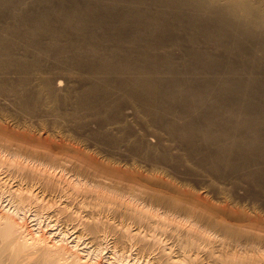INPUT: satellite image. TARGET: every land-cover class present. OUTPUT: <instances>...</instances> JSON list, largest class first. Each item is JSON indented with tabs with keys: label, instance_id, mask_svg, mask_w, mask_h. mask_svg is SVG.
<instances>
[{
	"label": "bare ground",
	"instance_id": "bare-ground-1",
	"mask_svg": "<svg viewBox=\"0 0 264 264\" xmlns=\"http://www.w3.org/2000/svg\"><path fill=\"white\" fill-rule=\"evenodd\" d=\"M123 1L124 0H32L31 2L30 0V2L28 1V5L26 0H0V96L3 94L5 95L4 97L10 96L16 99V101L14 100L16 102L15 110L17 109L15 113L19 112L17 114L22 119V121L20 120L22 123L19 124L18 122L17 125L21 126L22 124L21 129H24L25 132H30L25 133V136L29 135L31 137V139L25 141V143L29 145H26L22 149V145H18L19 148H9L11 150H5L10 144L4 145L1 143L0 145L3 144L6 147L4 149V146H2V148L0 146V155H2L0 157V166L3 167L4 164H6L7 166H5L8 169L13 167L18 171L26 170L24 171L25 173H17V176L19 175L21 178L23 176L25 177L22 178V180L24 179V184L25 180L31 182L30 179H28L30 177L26 179L28 176L27 174H30L29 176H32L34 179L37 176L41 177V179L47 177V180L45 179L47 182L43 179L47 183H45L47 188L48 186L51 187L54 186L55 183H58V179L60 180L58 177L59 175H52L53 172L51 169L55 168L54 170H56L59 165L53 167L54 164L52 165L50 162L54 161L53 163H55V161H58L57 155L55 156L54 154L56 153L54 148H62V145L65 144L63 143L65 140L62 141L63 137H61L63 133L55 131L52 128V130H50V128L45 129L48 128L49 124L47 127L46 125L44 126V123L43 125L38 124L41 123L38 119L37 125L31 124V121L26 123V120L31 117L34 119L36 110L39 108L42 109V107L45 108L46 106L44 107L43 104L45 103L46 105L47 102L48 104L52 103L50 106L47 105L48 110L56 115V112L59 110V108L56 107L61 100H63L59 97L60 94L57 92L59 94L57 95L56 93L59 85L61 86L60 79L57 80L56 75H61L57 74L60 71L66 72L69 69H75L85 77L86 83H83L84 86H81L82 89L80 88L81 90L76 93L73 105H71L72 103L70 104L72 108L70 109L71 111H66L74 118L78 113L80 114L83 111H89V113L96 111V114L99 115L100 118L98 119L99 123L109 119V117L113 119L116 115L114 117L109 116V112H114L118 104L117 106L112 104L115 99L111 98L115 96L117 100L122 102V95L124 94H122V87L124 88L127 86L126 88H129V90L127 89L128 91L125 92L126 98L130 99L136 106L138 112L148 119L149 125L162 131L169 141L172 140L178 144L179 147L183 149L182 151H184V154H181L188 157L189 160H195L194 164L206 169V173H209V170L215 173L216 169L219 167L222 168V166H229L236 171L240 169L241 172H243L242 169H248L241 177L252 183L257 181L264 186V167H262L264 166V85H260L257 79V81L247 80L248 82H245L243 80L245 79L244 77H242L243 79L241 78L242 80L237 78L238 76L235 77V75H238L240 72H243V74L249 72V68L247 67L248 70H246L247 68L244 64L246 60H255L258 63L264 64V0H156V2L152 1L153 3L151 0H141L139 1L141 4L142 2H146L145 7L149 2L150 4L152 3L151 7L155 5V10L142 12L138 10L139 8L137 9L135 7L134 3V5L130 6H134L136 8L135 11H128L127 16L125 14V17L122 19ZM134 1L136 4L138 3L136 0ZM134 1L132 0V2ZM23 4H27L28 9H26L27 6L21 8L20 6H23ZM142 8H144V6ZM184 8H187L189 11L185 10L186 12H184ZM129 21L134 25V27L130 26V28H137L138 30L136 31L137 33L134 31L133 37L131 36V38L127 39V36L123 33L124 30L122 32V25L125 26ZM129 24L130 23H128V25ZM128 25H126V27ZM230 29L232 33H230ZM175 30H179V32L181 31L183 34L185 33V37H180L181 34L179 35ZM173 31L176 32L175 35ZM177 34L179 36H176ZM123 39L128 41L127 44L130 42L131 46L132 44L134 45V48H130L128 51L125 49L127 51V56L125 57L127 58H124V62L122 61ZM201 41L204 43H212L214 46H217L215 49L222 50V53L216 54L215 56L210 55V50L207 51L204 48L205 51L202 50L203 47H200ZM184 42L189 45L188 48L184 47ZM241 44L247 46L249 44L250 48L255 49V51L257 48L253 46H257L258 50L259 48L261 49V54H259V57L256 58L255 56L253 59L250 52H246ZM172 47H178L182 51L181 58L184 59L182 61H184V66L187 69H185L183 73H204L206 75L211 74V76L207 75V77L201 80H194L195 78L191 77L192 79L187 78L189 79L187 81L176 77L171 80L168 79L167 81L165 79H157L156 76H159L163 72L169 71L177 76L176 73H182L181 71L184 70L175 65L176 61H174V58L169 52V49ZM156 50H166L167 52L166 54H164V52V56L162 57L152 56L151 53ZM258 50L257 53L259 52ZM134 55L140 56L138 57L139 59L137 58V60H134L136 59L135 57H137H134ZM155 55H159L158 52ZM122 66L124 68H122ZM54 70L59 72L52 73ZM69 73L70 71H68L66 75ZM224 73L230 74L232 77L230 79L225 78L226 80L223 78L220 82L218 80L220 78L218 77L220 74ZM129 74H131V76ZM247 76L249 78L251 77L250 75ZM11 77H13L14 80H12ZM61 89L64 90L63 88ZM227 89L230 90V92H227ZM185 91H188L190 94L185 95ZM66 95L64 94V96ZM67 102L70 101L67 100L63 104L67 105ZM63 104L59 105L63 106ZM44 110L42 109V111ZM78 110L83 111L78 112ZM136 112L137 111H135V113ZM81 115L83 116V114ZM26 116H28V118ZM49 116L51 118L50 114ZM94 116H92V118ZM25 117L26 120L24 119ZM52 117L55 118L53 115ZM85 117L86 116H84V118ZM13 118L16 119L14 116ZM57 118L58 116L55 119ZM77 119L76 117V120ZM93 120L95 121V119ZM32 121L36 120L34 119ZM89 121L92 122L91 120ZM1 122L4 123V120L0 118V124L3 125ZM44 122H46V120ZM74 122L75 124L77 123L76 121ZM5 123L2 127L0 125L2 131H6V126L10 125V123L7 125H5ZM28 129H35V134L37 132L39 134H37L38 139L32 137L33 135L31 133L33 130ZM9 130L11 133L13 132V130L11 131L8 127L7 133H10ZM43 131L51 133L50 136H48L47 133L45 135ZM61 133L62 135H60ZM51 135L56 136V141L59 142L54 140L49 141ZM64 135L68 136V134ZM9 139L10 137L7 141ZM19 139L23 141L21 138ZM35 139L38 140L39 145L41 143L44 147H37L38 149H36L35 146L31 145V142L35 141ZM146 140L148 141V139ZM165 140L166 139L162 141ZM9 141L12 143L11 140ZM17 144H14V147H16ZM141 144H144V142L141 141ZM209 145L212 149L208 148L210 147ZM12 146L10 145V147ZM144 146L145 144L143 147ZM138 147L139 146H137L136 149H138ZM146 147H144L145 149L143 150L149 149L150 146L146 145ZM140 148L141 147H139V150H141ZM152 148L154 149V147ZM151 157L153 158L155 156L152 155ZM151 157L150 159H152ZM48 160H51L48 164L49 166H45L43 163L44 161L48 163ZM85 160L87 161L88 159ZM152 160H154V158ZM68 161H70V159ZM252 166L254 168H251ZM60 167L64 169L63 166ZM203 168L202 170L204 172L205 170ZM218 170L217 172H222ZM217 172L216 175L218 174ZM234 173L236 172L234 171ZM222 174L225 175V172ZM222 174H220L219 177H222ZM63 175L60 177H63ZM153 176L155 175L153 174ZM21 178L16 177L18 181ZM154 178L158 177L155 176ZM71 181H76L74 182V186L71 183L72 187L76 190V187H79L80 180L77 181V179H73ZM60 183L61 181L59 184ZM18 184V186L14 185V187L16 186L15 188L8 186V188L3 189V186L0 187V201L5 203L2 208L0 207V264L4 259L9 261V264H64L63 262H65V264H134L131 260L129 263V260H126L123 256L125 255L126 258L130 257L125 254L128 244L127 241L134 245L139 242L143 243V246L141 247L140 245L139 247L140 252L144 248L143 250L146 254H148L152 248H155L153 245L159 243V253L153 259L156 264H264V214L259 213L258 210L251 205V208L248 209L246 207L247 209L242 208L241 210V208H237L239 206H233L231 203L227 204L228 201L224 204L222 201L224 197L220 200L222 201V206H219L220 203L217 205V201H215L216 203H214V205L212 204L213 202L211 203L208 200V202L211 203L209 204L206 200L207 198L203 197V195L199 196L197 194L193 197L196 198V200H191L192 197L190 198V196L192 195L189 194L188 198L192 201L190 207L181 205L180 203L178 205L177 203L173 204L174 206L176 205L174 208L185 211L184 214L186 216L183 217L184 219L185 217L188 218L185 223H188L190 226L181 229L180 224H175L180 226V230L176 229V226V231L174 229L175 232L172 233L169 238H171V240L173 238L174 240V238L177 237L176 240H178V245L174 243L177 248L173 247V249L168 248L166 250L162 245L163 242L160 245V235V238H157V235L155 236L153 232L149 233L150 235L146 241V238L141 234L142 231L140 233L141 236L138 234L139 231H136L137 234L133 232L131 234L130 231L128 232L127 228H124L126 225H123V227L119 224L126 232L119 226L121 228V233H118L120 236L118 234L116 235L120 237L117 238L114 233L116 228L114 227V229L112 226L114 231L108 228L112 223H109L108 227H106L103 223L104 220L101 221L96 217L94 219L92 218L88 223H85V221L81 222V220L80 224H78L81 225V229L79 231V228L76 230L74 229L73 233H76V235L73 234L74 237L72 238L67 237L66 233H63L60 228L57 230L56 227L54 229L50 227L49 231L46 230V227L52 226L50 225L51 222L43 224L44 227L40 225L41 222H37V224L35 223L30 225L32 227H29L25 224V219L27 217L33 218L34 221L43 216L41 215V211L43 212V210H41L39 206V208L37 207L38 201H42V198L40 199L42 194L39 191L41 194L39 196V193H35V191L31 190L30 186V188H28L24 187L26 185L22 186L20 183ZM30 184L27 183V185ZM257 186L259 187V185ZM178 189L180 188L178 187ZM173 192L177 194V186L176 190ZM180 192L179 195L183 194L185 195L184 197H186V195L188 196L187 192L186 194L183 192L180 194ZM44 194L42 196H44ZM205 195H207V193ZM133 197L135 198V196ZM136 197L139 200L137 195ZM162 198L163 197H161L160 200H162ZM165 200L167 199L165 198ZM165 200L163 198V201ZM118 201H116V204ZM132 201H134V199ZM233 203L234 202H232V204ZM41 204L40 202L39 205ZM104 204H100V206L103 205V209ZM118 204L120 207L121 202ZM128 204V206H130L131 203L128 201ZM121 205H123V203ZM124 205L126 204L124 203ZM133 205L135 204L133 203ZM136 205L138 204L136 203ZM98 206L99 205H97V207ZM100 206L99 208H101ZM160 206L162 208V205H159V207ZM169 206L167 209L171 208L172 205ZM213 206L214 208H212ZM152 207L154 208V206H151V212ZM49 208L48 206V209ZM130 208L131 207H125L127 210H130ZM142 208L145 210L146 206ZM31 210H33V213H31ZM99 210L101 209H98V211ZM123 211L126 212L124 209ZM57 212L59 213L58 210ZM130 212L131 211L128 213ZM132 212L134 217L139 218V220L135 218L139 222H141L143 218L149 219L152 215L156 216V213L150 214L147 210L143 211L139 208L132 209ZM163 212L161 213L163 214ZM159 216L160 214L156 216V218L154 217V221H156ZM161 219L158 221L161 226V228H158L161 229V232L158 233L166 237V233L164 234L163 232L167 228H162L163 225L166 226V223H164L165 221L162 222L163 219ZM46 220L48 219L46 218ZM130 220H133V218ZM149 220L152 221H147L154 222L153 219ZM181 220H183V218ZM228 220L234 222V224H229L227 222ZM142 222L145 227L146 223L144 220ZM170 223L172 224L171 220ZM136 224L139 225V223ZM140 224L142 226V223ZM150 224H147V227H145L147 230ZM54 225L56 226L57 224L55 223ZM119 227H117L118 230L120 229ZM150 227L153 228L154 225ZM74 228H76V226ZM55 229L56 232L54 233L53 230ZM159 229L155 231L157 232ZM162 229H164L163 232ZM122 231L129 236L122 235L124 234ZM149 231L150 229L148 232ZM172 231L170 230L169 232ZM144 233L147 234V232ZM167 234L169 236L171 233L167 232ZM173 235H175V237H173ZM84 236H88L89 247L84 248L83 246L82 248L81 246V248H79V243H81L80 240L83 239ZM122 238L125 239L122 241ZM85 244L87 246V243ZM144 244H148L147 247L145 246L146 248ZM161 246H163V248H161ZM133 259L135 258L133 257ZM154 261L152 263H154Z\"/></svg>",
	"mask_w": 264,
	"mask_h": 264
},
{
	"label": "rangeland",
	"instance_id": "rangeland-1",
	"mask_svg": "<svg viewBox=\"0 0 264 264\" xmlns=\"http://www.w3.org/2000/svg\"><path fill=\"white\" fill-rule=\"evenodd\" d=\"M29 2H30V0H28ZM27 0H26V3L28 2ZM125 1V2H124ZM123 1V3H122V19L125 17V14H126V16H127V13H128V11H132V12H134L135 11V9L137 8H139L138 10L139 11H152L153 9L155 10V5L153 6V7H151V5H152V3L153 2H156V0H151V4H150V2L149 3H147V8L145 7V3L144 2H142V4L141 3H139V1H141V0H136L138 3L137 4H139V5H137L136 4V2L134 1V2H132V0H124ZM158 1H160V0H158ZM158 1H157V4H158ZM29 2H28V5H29ZM31 2H32V0H31ZM128 3V4H127ZM134 3H135V7L134 6H130V5H134ZM25 5V6H24ZM28 5L27 4H23V6H20L21 8H23V7H26V9H28ZM129 5V6H128ZM150 5V6H149ZM127 6H128V8H127ZM144 6V8H142ZM129 7H131V8H129ZM132 7H134V8H132ZM155 7V8H154ZM126 9H128V10H126ZM141 9H143V10H141ZM148 9V10H147ZM137 10V11H138ZM189 11L187 8H184V12H186V11ZM179 11H181V10H179ZM124 13V14H123ZM130 14V13H129ZM128 23H130L129 25H128ZM128 23H126L125 24V26H123L122 25V32H123V30H124V34H125V36H127V39H129V38H131V36L133 37V35H134V31L136 32L138 29L137 28H130V26H133L134 27V25H133V23L131 22V21H129ZM126 25H128L127 27H126ZM126 29H125V28ZM135 27H137V26H135ZM124 28V29H123ZM130 30V31H129ZM126 31V32H125ZM129 31V32H128ZM177 33H179V35H180V37H182V38H184L185 37V33L183 34L181 31L179 32V30L177 31V30H175ZM175 31H173V34L175 35L176 34V32ZM232 30L230 29V33H232L231 32ZM137 33V32H136ZM135 33V34H136ZM229 33V32H228ZM229 33V34H230ZM172 34V33H171ZM172 34V35H173ZM178 34L176 35V36H179ZM183 35V36H182ZM125 36H124V38H125ZM126 39V40H127ZM241 40V39H240ZM239 40V41H240ZM123 42H126V43H123ZM127 42L128 41H125L124 39L122 40V61L124 62V58H127V57H125V56H127V54H126V52L130 49V48H134V45L132 44V46H131V44H130V42H129V44H127ZM202 43L200 44V47H203V49L202 50H207V51H212V52H210L209 51V53H211L210 55H213V56H215L216 54L218 55L219 53L221 54L222 53V50H220V49H215V48H217V46H214L212 43H209V42H206V43H208V44H206V43H204L203 41H201ZM204 43V44H203ZM241 43V42H240ZM183 45H184V47H186V48H188V44L186 43V42H184L183 43ZM211 45H213V46H211ZM241 46L244 48V50L246 51V52H250V55H251V57H253V59H254V57L256 56V58L257 57H259V54H261V49L259 48V50H258V47L256 46H253L254 48H257V50L260 52H258L257 53V50L255 51V49H251L250 48V45L248 44V46L247 45H244V44H241ZM252 47V46H251ZM252 47V48H253ZM205 48V49H204ZM219 48V47H218ZM127 51H126V50ZM249 51H248V50ZM125 52H124V51ZM170 51V54L172 55V57L174 58V61H176V66H178L179 68H181V69H184L183 71H181V69H180V71L182 72V73H176V75L177 76H179V77H177V76H175V75H173V73H170L169 71V73L166 71V70H164V71H166V72H163V71H161V72H163V73H161L160 75L159 74H157V75H159V76H156V78L157 79H165L166 81L169 79V80H171L172 78H180V79H182V80H184V81H187V80H189L191 77H194L193 79L194 80H201V79H204V77H207V75L206 74H204V73H195V74H190V73H183L184 71H185V69H186V67L184 66V61H182V60H184L183 58H181L182 57V51L178 48V47H172V48H170L169 49ZM205 50V51H206ZM181 51V52H180ZM155 52V53H154ZM157 52H158V54L159 55H155V54H157ZM165 52V53H164ZM166 50L165 51H163V50H159V51H153L152 53H151V55L152 56H157V57H162V56H164L163 55V53L164 54H166ZM153 53H154V55H153ZM213 53H215V54H213ZM252 53V54H251ZM123 54H125V55H123ZM258 54V55H257ZM177 55V56H176ZM135 56H137V55H134V57ZM138 57H140V56H137V57H135L136 59H134V60H137V58ZM173 58H172V61H173ZM139 59V58H138ZM179 59H180V62H179ZM252 59V60H253ZM173 61V62H174ZM178 61V62H177ZM251 62V63H250ZM182 63V64H181ZM174 64V63H173ZM180 66H179V65ZM245 65H246V68L248 67L249 68V70H248V68L246 69V70H248L249 72H246V74H243V72H238L239 74L237 75L236 73V75H235V77H237V78H239L240 80H242L243 78L242 77H244L245 79H243L245 82L247 81V80H256L257 82H259L260 83V85H264L263 83H264V73H263V71L264 70H262V69H264V64H261V63H258L257 61H245V63H244ZM250 67H249V66ZM175 66V67H176ZM185 68H184V67ZM260 66V67H259ZM263 66V67H262ZM183 67V68H182ZM122 68H124L123 66H122ZM261 68V69H260ZM259 69V70H258ZM73 70H74V72H73ZM179 70V69H178ZM187 70V69H186ZM261 70V71H260ZM68 71H70V73L69 74H67L66 75V73H68ZM126 71H128V70H126ZM251 71H252V73H251ZM55 73V72H59V71H57V70H54V71H52V73ZM61 72V73H60ZM59 73H57L58 75L59 74H61V75H59V76H57L56 75V79L57 80H59L60 81V83H61V86L59 85V88L57 89V91H56V93H57V95H59V97H61L63 100H64V98H65V100L63 101V100H61V102L59 103V104H63V103H65V101H70V102H67V105L66 104H63V106L61 105H57V107L56 108H59V110L56 112V115L55 114H53L52 112H50L49 110H48V108H47V105L48 106H50V105H52V103H50V104H48V102L46 103V105H45V103L43 104L44 105V107L45 108H43L42 107V109L44 110V111H42V109L41 108H39L38 110H36V112H35V115L36 116H34L35 118V120L36 121H32V120H34L33 119V117H31L30 119L28 118V116H26L27 118H28V120H26V117L24 118L25 120H26V123H29L30 121V123L32 124H36L37 125V119L38 120H40L39 122H41V123H38V124H42L43 125V123H44V126L46 125V127H47V125H48V128H45V129H49L50 128V130H55V131H58V132H62L63 133V135H62V133L60 134V135H62L61 137H63V140L62 141H64L63 143H65L64 145H62V148H59V147H55L54 148V151H56V153H54L55 154V156L58 158V161H55V163H53L54 161H52V162H50L49 160H48V163H46L47 161H44V165L45 166H49L48 164H49V162L50 163H52V165L54 164V166L53 167H56L57 165H59V166H57L58 168H56V170H54L55 168H53V169H51V171L53 172L52 173V175H54V176H58L59 178H60V180L58 179V183H55L54 184V186H51V187H49L48 186V188L45 186V183L47 182L46 180H47V177H45V179L44 178H42L41 179V177H35V179L32 177V176H29L30 174H27L28 176L26 177V179L28 178V177H30V178H28V179H30V181L31 182H29V180L27 181V180H25V184H24V179L22 180V178L24 177H22L21 178V176H17V173H21V172H23V173H25L24 171H26V170H22V171H18V170H16V169H14L13 167H11V168H7L6 166V164H4V166L3 167H1L0 166V187L1 186H3L2 188L4 189V188H8V186H10L11 188H15L16 186H18L19 184L18 183H20V185H22V186H24V185H26V186H24V187H28V188H30L31 187V190H33V191H35V193L36 192H38L39 193V196L42 194H44V196H42L41 195V197H40V199L42 200V201H38V205H37V207L39 206L40 207V209L41 210H43V212L41 211V215H43L42 217H40V219H37V220H34L33 221V218L31 219L30 217L28 218H26L25 219V224H27V226H29V227H32V226H30V225H33V224H37V222H41L40 223V225L41 226H43L44 227V225L43 224H47V223H49V222H51V224L50 225H52V226H48V227H46L47 229L46 230H48L49 231V229H50V227H51V229L53 228H57V230H58V228H60L61 229V231H63V233H66V235H67V237H69V238H72V237H74V235L73 234H75L76 235V233H73L74 232V229L76 230L77 228H79L78 229V231L81 229V225H78V224H80V221L81 222H84L85 221V223H88L92 218L94 219L95 217L98 219L99 218V220H101V221H103V223H104V225H106V227H108V224L110 223H112L111 225H110V227H108L109 229L111 228V229H113L114 227L116 228H114L115 229V236L119 233H121V226H123V225H126L124 228L126 229L127 228V230H128V232L130 231L131 232V234H132V232L133 233H135V234H137V232L136 231H139L138 232V234H139V236H141V234H143V236L146 238V241H147V239H148V237H149V233H154V235L156 236L157 235V238H160V236H161V238H160V245H161V243H162V245L164 246V248L167 250L168 248L169 249H173V247L174 248H177V246H175L174 245V243L176 244V245H178L177 243V241L178 240H176L177 239V237L176 238H174V240H173V238H172V240H171V238H169L170 237V235H172V233H174L175 231H176V229H178V230H180V226H181V229L182 228H184L185 229V227H188V226H190L188 223H185L186 222V220H188V218L187 217H185V219H184V217L183 216H186L185 214H184V210H182V209H178V208H174L175 206H174V204L173 203H177V205L180 203L181 205H186V206H188V207H190L191 205H192V201L191 200H196V198H193L195 195H199V196H202L203 195V197H205V198H207L206 200H207V202H208V200H209V202H213L212 204H214V203H216L215 201H217V205L220 203V205L219 206H222L221 204H222V201L224 202V204L225 203H227V201H228V203L227 204H230L231 203V205H233V206H239V207H237V208H241V210H242V208H244V209H249V208H251V206H253L256 210H258V212L259 213H263L264 214V186L263 185H261L260 183H258L257 181H255V182H250V181H248L247 179H245V178H242L241 176L242 175H244V173L248 170V169H246V170H243L242 169V171L243 172H241V170L239 169L238 171H236V170H233V169H231V167H229V166H222V168L221 167H219V168H217L216 169V172H217V170L218 169H220L222 172H217L218 174L216 175V172L214 173V172H210V170L208 171L209 173H211V174H209V173H206L207 172V170L206 169H204L203 167H200V166H197L196 164H194V162H195V160H189L188 159V157H186L185 155H182L181 153H183L184 154V151H182L183 149L182 148H180L179 147V145L178 144H176L174 141H172V140H170L169 141V139L166 137V136H164L165 134H163V132L162 131H160L159 129H157V128H155V127H153L152 125H149V122H148V119H146L140 112H138V110L136 109V106L132 103V101L130 100V99H128V98H126L127 96H125V92H127L128 90H129V88H126V87H124V88H126V89H124L123 87H122V102L121 101H119V100H117L116 99V97L115 96H113L111 99H115V101L113 100V102H112V104H114V105H116L117 106V104H118V106H117V108L114 110V112H112L111 113V111L109 112L110 114H109V116H115L113 119H112V117H109V119H106V120H104V121H102L101 123H99V120L98 119H100L99 118V115H97L96 114V111H93V112H90L89 113V111H83V110H78V112H82V113H78V115L76 116L78 119L76 120V117L74 118L72 115H70V113H68V112H70L71 110L70 109H72L71 108V106H70V104L71 105H73V102H74V97H75V95H76V93H78L82 88H81V86L83 87L84 86V84L83 83H86L85 82V77H83V75L82 74H80V73H78V70L76 71L75 69H69V70H67L66 72L65 71H60ZM64 72V73H63ZM71 72H73V73H71ZM76 72V73H75ZM131 72V71H130ZM261 72V73H260ZM78 73V74H77ZM263 73V74H262ZM185 74V75H184ZM189 74V75H188ZM254 74V75H253ZM65 76V78H64V76ZM74 75V76H73ZM130 76H131V74H129ZM173 75V76H172ZM188 75V76H187ZM205 75V76H204ZM247 75H250L251 77H252V79H251V77L249 78ZM51 76V75H50ZM63 76V77H62ZM123 76V75H122ZM164 76V77H163ZM167 76H169V77H167ZM200 76V77H199ZM208 76H211V74H209ZM229 76V77H228ZM14 77V76H13ZM13 77H11L12 78V80H14V78ZM57 77H59V78H57ZM62 77V78H61ZM70 77V78H69ZM198 77V78H197ZM201 77H203V78H201ZM232 77V75H230V74H227V73H224V74H220V76L218 77V78H220V79H218L220 82H221V79H230ZM255 77V78H254ZM123 78V77H122ZM187 78H189V79H187ZM242 78V79H241ZM249 78V79H248ZM260 78V79H259ZM66 79V80H65ZM192 79V78H191ZM225 79V80H226ZM65 80V81H64ZM64 81V82H63ZM78 81V82H77ZM248 82V81H247ZM263 82V83H262ZM77 83V84H76ZM65 84V85H64ZM71 84V85H70ZM82 84V85H81ZM80 85V86H79ZM264 87V86H263ZM61 88H63L64 90H62ZM76 88V89H75ZM81 88V89H80ZM233 88V87H232ZM260 88V87H259ZM71 90V91H69V90ZM128 89V90H127ZM264 89V88H263ZM59 90V91H58ZM65 90H67V91H65ZM74 90V91H73ZM228 90V89H227ZM62 91H64V92H68V93H64V92H62ZM227 92H230V90H228ZM72 93V94H71ZM185 95H188V94H190V93H188V91H185ZM63 94V95H62ZM64 94L66 95V96H64ZM70 95H71V97H70ZM5 95H3V94H1V96H0V118H1V120H4V123L6 122V119H7V122L5 123V125H7V124H9L10 123V125L9 126H6L7 127V130L6 131H2L1 129V131H0V133H1V135H0V144L1 143H3L4 145H6V144H10L12 147H10V145L8 146V147H6V146H4L3 144L2 145H0L1 146V148H2V146H4L3 148L5 149V147H6V149L5 150H7V149H9V148H19V146L18 145H22L21 146V149L22 148H24L26 145H29V144H26L25 143V141L26 140H29V139H31V137L29 136V135H26L25 136V133H28L29 131H27V132H25V130L24 129H21L22 127V124H21V126H18L17 124H18V122H19V124L20 123H22L21 121H22V119H21V117H19L18 116V114L17 113H19V112H17V113H15L16 112V110H15V104H16V99H14L13 97L11 98L10 96H7V97H4ZM62 96H64V97H62ZM125 96V97H124ZM10 98H11V100H10ZM13 99V100H12ZM67 99V100H66ZM73 99V100H72ZM7 100V101H6ZM15 100V101H14ZM116 100H117V102H116ZM11 101V102H10ZM131 101V102H130ZM12 103V104H11ZM13 103H14V105H13ZM3 104V105H2ZM7 104V105H6ZM9 104V105H8ZM131 104V105H130ZM133 104V105H132ZM58 106H60V107H62V108H60V107H58ZM11 107V108H10ZM14 107V108H13ZM70 107V108H69ZM132 107V108H131ZM135 107V108H134ZM7 108V109H6ZM66 108V109H65ZM6 109V110H5ZM41 109V110H40ZM47 109V110H46ZM63 109V110H62ZM131 109V110H130ZM136 109V110H135ZM12 112H11V111ZM65 113H63L62 111ZM6 111V112H5ZM9 111V112H8ZM66 111H68V112H66ZM122 111V112H121ZM134 111V112H133ZM135 111H137L136 113H135ZM3 112H5V113H3ZM38 112V113H37ZM85 112V113H84ZM42 113V114H41ZM47 113V114H46ZM52 113V114H51ZM60 113V114H59ZM87 113H88V115H87ZM92 113V114H91ZM5 114H7V115H5ZM12 116H11V115ZM49 114L51 115V118H50V116H49ZM59 114V115H58ZM62 114V115H61ZM69 114V115H68ZM81 114H83V116L81 115ZM85 114V115H84ZM47 115H48V117H47ZM52 115L53 116H55V118L58 116V118L57 119H55L54 117H52ZM95 115V116H94ZM138 115V116H137ZM3 116H5V117H3ZM10 116V117H9ZM13 116L14 117H16V119L15 118H13ZM39 116H40V118H39ZM62 116V117H61ZM65 116V117H64ZM81 116V117H80ZM84 116H86L85 118H84ZM92 118V116H94L92 119L90 118V117ZM20 119H19V118ZM36 117H38V118H36ZM83 117V118H82ZM96 117V118H95ZM143 117V118H142ZM4 118V119H3ZM6 118V119H5ZM61 118V119H60ZM66 120H65V119ZM141 118V119H140ZM23 119V121L25 122V120ZM68 119V120H67ZM71 119V120H70ZM80 119V120H79ZM83 119H85V120H83ZM91 120L92 122H90L89 120ZM93 119H95V121L93 120ZM97 119V120H96ZM17 120H19V121H17ZM21 120V121H20ZM46 120V122H44ZM73 120V121H72ZM87 120V121H86ZM113 120V121H112ZM141 120V121H140ZM14 121H17V122H14ZM52 121V122H51ZM54 121V122H53ZM71 121H72V123H71ZM74 121H76L77 123L75 124V122ZM79 121V122H78ZM117 121V122H116ZM135 121V122H134ZM35 122V123H34ZM57 122V123H56ZM67 122V123H66ZM107 122V123H106ZM109 122V123H108ZM119 122V123H118ZM3 125H1V127L2 126H4V123L3 122H1ZM11 123H13V124H11ZM46 123V124H45ZM61 123V124H60ZM69 123V124H68ZM84 123V124H83ZM113 125H112V124ZM70 124H74V125H70ZM109 124H110V126H109ZM114 124H115V126H114ZM136 124V125H135ZM59 125V126H58ZM67 125V126H66ZM68 125H70V126H68ZM15 126H17V127H15ZM56 126H57V128H56ZM74 126V127H73ZM8 127H9V129H11V131L13 130V132L11 133L10 132V130H9V132L10 133H7V131H8ZM66 127V128H65ZM71 127V128H70ZM73 127V128H72ZM78 127V128H77ZM86 127V128H85ZM100 127V128H99ZM109 127H110V129H109ZM17 128V129H16ZM52 128V129H51ZM55 128V129H54ZM64 128V129H63ZM101 128H102V131H101ZM116 128V129H115ZM142 128V129H141ZM151 128V129H150ZM57 129V130H56ZM22 130V131H21ZM28 130H33V129H28ZM35 130V129H34ZM33 130V132L31 133L33 136L32 137H34V138H37V134H38V132L35 134V131ZM64 130V131H63ZM156 132H155V131ZM157 130H159V131H157ZM76 131V132H75ZM116 131V132H115ZM4 132V133H3ZM43 132H45V131H43ZM72 132V133H71ZM162 134H161V133ZM6 133H7V135H6ZM15 133H17V134H15ZM30 133V132H29ZM46 133H47V135L48 136H50V134L51 133H49V132H45V135H46ZM74 133V134H73ZM78 133V134H77ZM14 134V135H13ZM35 134V135H34ZM64 134H68V136L67 135H64ZM69 134H70V136H69ZM72 134V135H71ZM108 134H110V135H108ZM160 134H161V137H160ZM39 135V134H38ZM74 135V136H73ZM143 135H144V137H143ZM149 135V136H148ZM163 135V136H162ZM10 137V139L9 140H11L12 141V143H14V144H17V143H19V144H17V146L16 147H14V144H12L9 140L7 141V139ZM14 136V137H13ZM16 136V137H15ZM18 136V137H17ZM20 136V137H19ZM146 136V137H145ZM155 138H154V137ZM3 137V138H2ZM13 139H12V138ZM29 137V138H28ZM54 137H55V139H54ZM61 137H60V139H61ZM68 137V138H67ZM110 137V138H109ZM152 137V138H151ZM160 137V138H159ZM164 137H166V138H164ZM19 138H21L23 141H20V139ZM24 138V139H23ZM70 138H73V139H70ZM76 138V139H75ZM89 138V139H88ZM102 138V139H101ZM116 138V139H115ZM132 138V139H131ZM143 138V139H142ZM151 138V139H150ZM161 138H163V139H161ZM3 139V140H2ZM38 139V138H37ZM75 139V140H74ZM87 139V140H86ZM107 139V140H106ZM111 139V140H110ZM118 139V140H117ZM122 139V140H121ZM146 139H148V141L146 140ZM164 139H166L165 141H162V140H164ZM16 140H17V143H16ZM51 140H54V141H56L57 139H56V136H52L51 135V137H49V141H51ZM74 140V141H73ZM91 140V141H90ZM104 140V141H103ZM114 140V141H113ZM152 140V141H151ZM8 143H7V142ZM14 141V142H13ZM31 141V140H30ZM36 141V142H35ZM35 141H32L30 144L31 145H33V146H35L36 147V149H38V148H41V147H44L43 145H41V143H40V145H39V142H38V140H36L35 139ZM67 141V142H66ZM75 141H76V143H75ZM141 141L142 142H144V144H145V146L144 147H146V145H149L150 147H149V149H146V150H143V149H145L144 147H143V145L144 144H141ZM171 142V143H169V142ZM224 141H226V140H224ZM5 142V143H4ZM56 142H59V141H56ZM86 142V143H85ZM97 142V143H96ZM100 142H102V143H100ZM106 142V143H105ZM146 142H148V143H146ZM164 142V143H163ZM226 142H228V141H226ZM230 142V141H229ZM38 143V144H37ZM113 143V144H112ZM127 143V144H126ZM139 145H138V144ZM150 143V144H149ZM158 143V144H157ZM175 145H173V144ZM222 143H223V141H222ZM71 144V145H70ZM75 144V145H74ZM103 144H104V146H103ZM117 144V145H116ZM137 144V145H136ZM229 144V143H228ZM67 145H69V146H67ZM83 145V146H82ZM100 147H99V146ZM108 145V146H107ZM135 145H136V147L137 146H139V147H141L140 149L141 150H139V147H138V149H136V147H135ZM141 145V146H140ZM167 145V146H166ZM178 145V146H177ZM65 148H64V147ZM67 146V147H66ZM76 146V147H75ZM210 146V145H209ZM38 147V148H37ZM69 147V148H68ZM71 147H72V149H71ZM135 147V148H134ZM152 147H154V149L152 148ZM164 147V148H163ZM208 147V146H207ZM146 148H148V147H146ZM152 148V149H151ZM208 148H211V146L210 147H208ZM11 149H9V150H11ZM13 149V150H14ZM61 149V150H60ZM105 149V150H104ZM134 149H135V151H134ZM166 149V150H165ZM172 149V150H171ZM212 149V148H211ZM143 150V151H142ZM181 151V152H180ZM1 152V151H0ZM149 152H151V153H149ZM155 152V153H154ZM144 154V155H143ZM151 154V155H150ZM148 155H149V157H148ZM155 156V157H153L154 158V160H152L153 158L151 157V156ZM157 155V156H156ZM160 155V156H159ZM2 155H0V157H1ZM145 156H147V157H145ZM142 157V158H141ZM145 157V158H144ZM150 157L152 158V159H150ZM67 160H66V159ZM88 159L87 161L85 160V159ZM144 158V159H143ZM158 158V159H157ZM160 158V159H159ZM164 158V159H163ZM63 159V160H62ZM70 159V161H68ZM93 159V160H92ZM147 159H150V160H152V161H150V160H147ZM65 160H66V162H65ZM71 160H72V162H71ZM84 160V161H83ZM158 160V161H157ZM162 160V161H161ZM62 161V162H61ZM91 161V162H90ZM95 161V162H94ZM145 161V162H144ZM57 162H58V164H57ZM69 162H71V163H69ZM80 164H79V163ZM88 162H90V163H88ZM154 162H156V163H154ZM193 162V163H192ZM59 163H61V164H59ZM83 163H84V165H83ZM154 163V164H153ZM82 164V165H81ZM150 164V165H149ZM6 165V166H5ZM56 165V166H55ZM264 165V164H263ZM51 166V165H50ZM60 166H63L64 167V169L62 168V167H60ZM145 166V167H144ZM5 167V168H4ZM9 167V166H8ZM151 167V168H150ZM154 167V168H153ZM198 167V168H197ZM199 167H200V169H199ZM225 167V168H224ZM262 167H264V166H262ZM13 168V169H12ZM60 168H61V171H60ZM66 168V169H65ZM124 168V169H123ZM160 168H161V170H160ZM202 168L205 170L204 172H203V170H202ZM226 168H227V170H226ZM230 168V169H229ZM251 168H254L253 166L251 167ZM250 168V169H251ZM151 169H152V171H151ZM155 169H157V170H155ZM13 170V171H12ZM59 170V171H58ZM66 170V171H65ZM146 170V171H145ZM148 170V171H147ZM220 170H218V171H220ZM231 170V171H230ZM233 170V171H232ZM59 172V174H58V172ZM62 171H64V172H62ZM150 171H151V173H150ZM227 171V172H226ZM229 171V172H228ZM234 171L236 172V173H238V174H236V173H234ZM10 172V173H9ZM13 172V173H12ZM136 172V173H135ZM148 172V173H147ZM160 172V173H159ZM225 172V175L224 174H222V173H224ZM150 173V174H149ZM165 173V174H164ZM212 173H214V174H212ZM232 173V174H231ZM239 173H240V175H239ZM243 173V174H242ZM12 174H13V176H15V177H13L12 176ZM57 174V175H56ZM64 174V175H63ZM137 174V175H136ZM140 174V175H139ZM153 174L156 176V177H158V178H154L155 176H153ZM220 174H222V177L220 176L219 177V175ZM11 175V176H10ZM63 175V177L65 176L66 177V179H65V177L63 178V177H60V176H62ZM128 175V176H127ZM215 175V176H214ZM240 176V177H238V176ZM135 176H136V178H140L139 180L138 179H136L135 178ZM141 176V177H140ZM143 176H144V178H143ZM153 176V177H152ZM214 176V177H213ZM16 177L17 178H21L19 181H18V179H16ZM31 177H32V179H31ZM57 177V178H58ZM244 177V176H243ZM25 178V177H24ZM38 178H39V180H38ZM210 178V179H209ZM216 178V179H215ZM46 181H44V180ZM76 180L77 179V181H79L80 182V184H79V187L77 188L76 187V190L72 187V184H73V186H74V182H76V181H71V180ZM143 179V180H142ZM145 179V180H144ZM156 179H160V180H156ZM244 179V180H243ZM37 180V181H36ZM37 183H36V182ZM61 181V183L59 184V182ZM28 184H30V185H27V183ZM43 182V183H42ZM211 182V183H210ZM230 182V183H229ZM22 183V184H21ZM67 183V184H66ZM72 183V184H71ZM257 183V184H256ZM3 184V185H2ZM5 184V185H4ZM35 184V185H34ZM37 184V185H36ZM47 184V183H46ZM7 185V186H6ZM14 185H16L15 187H14ZM257 185H259V187L257 186ZM6 186V187H5ZM30 186V187H29ZM40 186V187H39ZM176 186H177V194H178V196H177V194H176V192H173L174 190H176ZM44 187V188H43ZM45 187H46V189H45ZM178 187L180 188V189H178ZM260 187H263V188H260ZM183 188V189H182ZM189 189V190H188ZM192 189V190H191ZM0 190H1V188H0ZM37 190V191H36ZM42 190H44V191H42ZM139 190H140V192H139ZM182 191L184 194H186V192H187V194H188V196L186 195V197H184L185 195H183L182 194V192H180V191ZM41 192V194H40V192ZM170 191H172V192H170ZM180 192V194H182V195H179V192ZM205 191V192H204ZM44 192V193H43ZM156 192V193H155ZM141 193V194H140ZM173 193V194H172ZM175 193V194H174ZM207 193V195H205V194ZM170 194V195H169ZM189 194L190 195H192V196H190V198H191V200L188 198L189 197ZM194 194V195H193ZM136 195L139 197V200H138V198L136 197ZM149 195H151V196H149ZM153 195V196H152ZM133 196H135V198L133 197ZM167 196V197H166ZM177 196V197H176ZM198 196V197H199ZM161 197H163L164 198V200H165V198L168 200V202H167V200H165V201H163V198H162V200H160L161 199ZM173 197H174V199H173ZM197 197V196H196ZM211 197V198H210ZM216 197V198H215ZM218 197V198H217ZM223 197H224V200H222L223 199ZM227 197V198H226ZM101 198H102V200H101ZM105 199V201H104V199ZM116 198V199H115ZM134 199V201H132L133 199ZM158 198V199H157ZM171 198H172V200H171ZM225 198H226V200H225ZM131 199V200H130ZM153 199H154V201H153ZM160 200V201H157V200ZM211 199V200H210ZM213 199V200H212ZM214 199H216V200H214ZM219 199V200H218ZM229 199V200H228ZM254 199V200H253ZM102 201V202H100V201ZM108 202H107V201ZM118 201L117 202V204H116V201ZM123 202H122V201ZM125 200V201H124ZM135 200H138V201H135ZM176 202H175V201ZM220 200H222V201H220ZM103 201H104V203H103ZM126 201H127V203H126ZM128 201H129V203H131L130 204V206H128L129 204H128ZM131 201V202H130ZM171 201H174V202H171ZM234 202L233 204H232V202ZM40 202L42 203L41 205H39L40 204ZM121 202V204L123 203V205H121L120 204V207H119V204L118 203H120ZM162 202H165V203H162ZM208 202V203H209ZM107 203H109V204H107ZM115 203V204H114ZM124 203L126 204V205H124ZM133 203L135 204V205H133ZM136 203L138 204V205H136ZM157 203H158V206H157ZM170 203H171V205L173 206H171L170 205ZM198 203V202H197ZM211 203H209V204H211ZM240 205H239V204ZM245 203V204H244ZM247 203V204H246ZM261 203V204H260ZM3 204V205H2ZM99 205L100 206V204H104V209H103V205L102 206H100L101 208H99V206L97 207V205ZM223 204V205H224ZM0 207L2 208L4 205H5V203L3 202V201H0ZM95 205H96V207H95ZM106 205V206H105ZM148 205V206H147ZM154 206V208L152 207V212H151V206ZM159 205H162V208H161V206L159 207ZM171 206V208H168L167 209V207L168 206ZM215 205V204H214ZM242 205V206H241ZM247 205V206H246ZM249 205V206H248ZM251 205V206H250ZM255 205V206H254ZM42 206H46L45 208H46V210H45V208L44 207H42ZM48 206L50 207L49 209H48ZM107 206H109V207H107ZM114 208H113V207ZM118 206V207H117ZM133 206V207H132ZM136 206V207H135ZM138 206V207H137ZM144 206V208H145V206H146V208H145V210L142 208ZM163 206H164V208H163ZM169 206V207H170ZM245 206V207H244ZM38 207V208H39ZM125 207H131L132 209H140V210H143V211H146L147 210V212H149L150 214H155L156 213V216H158L159 214H160V216L159 217H157V219H158V221H160V219L162 220V222H164V223H166L165 225L166 226H164L163 225V227L162 228H167L164 232H163V230L164 229H162V232L165 234L166 233V237L165 236H162L161 235V233H158V232H161V229H159V228H161V226H160V222H158L157 221V219H156V221H154V217L156 218V216H154V215H152V217L150 218L149 217V219H153V221L154 222H148V221H152V220H149L148 218H143V219H141V222H139L138 220H139V218L138 217H134V215H132V209L130 208V210L129 211H131L130 213H128L129 211L127 210V209H125ZM135 207V208H134ZM247 207V208H246ZM256 207H258V208H256ZM119 208V209H118ZM157 208V209H156ZM167 210H166V209ZM212 208H214V206L212 207ZM260 208V209H259ZM98 209H101V210H99L98 211ZM123 209L126 211V212H124L123 211ZM243 209V210H244ZM1 210V209H0ZM57 210L59 211V213L57 212ZM105 210V211H104ZM156 210V211H155ZM159 210V211H158ZM102 211V212H101ZM104 211V212H103ZM120 211V212H119ZM124 213H122V212ZM128 211V212H127ZM165 213H164V212ZM245 211V210H244ZM109 212V213H108ZM161 212H163V214L161 213ZM31 213H33V210H31ZM159 213V214H158ZM99 216H98V215ZM120 214V215H119ZM127 216H126V215ZM47 215V216H46ZM96 215V216H95ZM129 215V216H128ZM132 215V216H131ZM105 216V217H104ZM115 216V217H114ZM130 216H131V218H130ZM178 216V217H177ZM181 218H180V217ZM100 217H101V219H100ZM104 217V218H103ZM164 217V218H163ZM177 217V218H176ZM42 218V219H41ZM46 218L48 219V220H46ZM107 218V219H106ZM133 218V220H130V219H132ZM135 218H138V220L137 219H135ZM175 218V219H174ZM183 218V220H181ZM187 218V219H186ZM77 219V220H76ZM115 219V220H114ZM128 219V220H127ZM134 219H135V221H134ZM146 219V220H145ZM168 219H169V221H168ZM173 219V220H172ZM176 219H178V220H176ZM31 220H32V222H31ZM38 220H41V221H38ZM105 220H106V222H105ZM127 220V221H126ZM144 220V222L146 223L145 224V227H147V224H150V225H148V230L150 229V231L148 232V230L144 227V223L142 222ZM148 220V221H147ZM166 220H167V222H168V224L170 223V220H171V222H172V224L170 223L169 224V226H168V224H167V222H166ZM174 220H175V222H174ZM78 221H79V223H78ZM108 221H110V222H108ZM125 221V222H124ZM131 223H130V222ZM135 223H134V222ZM183 223H185V224H183ZM148 222V223H147ZM156 222V223H155ZM158 222V223H157ZM161 222V223H162ZM229 224H234V222H231V221H227ZM53 223V224H52ZM57 224L56 226L54 225V224ZM107 223V224H106ZM125 223H127V224H125ZM136 223H139V225H140V227H139V225L138 224H136ZM140 223H142V226H141V224ZM181 223H182V225H181ZM115 224H117V225H115ZM119 224H121V226L119 225ZM157 224V225H156ZM163 224V223H162ZM161 224V225H162ZM175 224H180V226H177V225H175ZM232 224V225H233ZM53 225H54V227H53ZM154 225V227H156V228H154V230H153V228L152 227H150V226H153ZM156 225V226H155ZM185 225V226H184ZM76 226V228H74ZM112 226H113V228H112ZM121 228H120V227ZM174 226V227H173ZM177 226V227H176ZM183 226V227H182ZM117 227H119L120 229L118 230V228ZM129 227V228H128ZM138 227V228H137ZM144 227V228H143ZM159 227V228H158ZM175 227H176V229H175ZM108 228H107V230H108ZM140 228V229H139ZM59 229V230H60ZM114 229H113V231H114ZM125 229L123 230V228H122V230L123 231H125ZM130 229V230H129ZM159 229V231H155V230H158ZM172 229H173V231H172ZM174 229H175V231H174ZM147 230V231H146ZM172 231V232H169V231ZM230 230H232V229H230ZM122 231V233H124ZM141 231H142V233H141ZM53 232L55 233L56 232V229L55 230H53ZM126 232V231H125ZM144 232H147V234L146 233H144ZM167 232L168 233H171V234H169V236H168V234H167ZM141 233V234H140ZM156 233V234H155ZM158 233V234H157ZM162 233V234H163ZM118 234V235H119ZM122 235H126L127 237L129 236L128 234H126V233H124V234H122ZM146 235V236H145ZM148 235V236H147ZM160 235V236H159ZM120 236V235H119ZM119 236H116L117 238H120ZM152 236V235H151ZM151 236H150V238H151ZM86 237V238H85ZM88 236H84L83 237V239H81L80 240V242L81 243H79V248H81V246H82V248H83V246H84V248H86V247H89V245H88V238H87ZM125 237V236H124ZM165 237V238H164ZM168 237V238H167ZM173 237H175V235H173ZM150 238H149V240H150ZM163 238V239H162ZM85 239H87V240H85ZM123 239H125V238H122V241H123ZM152 239V238H151ZM166 239V240H165ZM169 239V240H168ZM148 240V241H149ZM127 241V240H126ZM174 241V242H173ZM173 242V243H172ZM85 243H87V246H86V244ZM127 247H126V253L125 254H127V256H130V257H127L126 258V256L125 255H123L124 256V258L126 259V260H129V263H130V260H131V262L132 263H134V264H139V263H141V262H144V263H146V264H156V262L153 260L154 259V257H156L157 256V254L159 253V251L158 250H160V249H158V244H156V245H153V247H155L154 249L152 248V252L151 251H149V253L148 254H146V252L142 249L141 250V252H140V245H141V247L143 246V243H137V244H130V242L129 241H127ZM130 244V245H129ZM118 245V244H117ZM132 245V246H131ZM138 247H137V246ZM147 245L148 244H144V247L146 246L147 247ZM151 245V244H150ZM149 245V246H150ZM159 245V246H160ZM171 245V246H170ZM174 245V246H173ZM131 246V247H130ZM163 246H161V248H163ZM167 246V247H166ZM170 246V247H169ZM130 247V248H129ZM145 247V248H146ZM238 248V247H237ZM117 249H119V248H117ZM120 251V250H119ZM154 251V252H153ZM139 252V253H138ZM143 252V253H142ZM145 252V253H144ZM151 252V253H150ZM264 252V251H263ZM154 255H153V254ZM133 257L136 259H133ZM147 257V258H146ZM129 258V259H128ZM151 259V260H150ZM134 260H135V262H134ZM137 261V262H136ZM146 261H148V262H146ZM151 261V262H150ZM154 261V263H152ZM64 264H65V262H63ZM144 263H141V264H144ZM1 264H9V261H7V260H2L1 261Z\"/></svg>",
	"mask_w": 264,
	"mask_h": 264
}]
</instances>
